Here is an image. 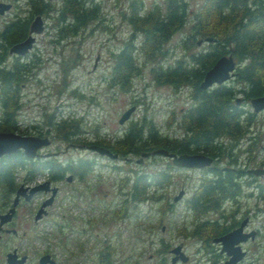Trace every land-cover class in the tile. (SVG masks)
<instances>
[{
    "label": "rangeland",
    "instance_id": "1",
    "mask_svg": "<svg viewBox=\"0 0 264 264\" xmlns=\"http://www.w3.org/2000/svg\"><path fill=\"white\" fill-rule=\"evenodd\" d=\"M129 1L82 0L95 4L97 17L73 30L65 27L67 16L64 19L57 17L63 0H41L45 4L41 11L31 14L30 19L39 15L44 27L37 34L36 55L30 57L37 62H30L29 70L23 76L25 79L20 84L21 103L16 114V132L37 134V130L44 133L47 129L53 137L42 151L56 152H50L52 155L47 157L61 161L94 158L95 163L81 180L54 183L58 185L57 201L50 207V215L44 217L41 223L35 225L32 222L34 208L41 199L40 193L33 194L25 204L15 206L12 222L8 225L15 227L17 233H1L0 264H4L5 251L12 247L28 254L25 264H36L37 257L49 246L57 252V264H98L101 253H106L109 264H166L170 249L175 245H180L186 260H177L174 264H208L211 260L214 264H221L223 253L219 252V243L211 240L219 234L210 229L209 221L202 223L207 218L217 220L223 227L233 220L246 219V225L255 228L258 233L243 243L246 254L236 264H264V193L260 194L256 185L264 181V173L247 172V168L264 167V110L252 111L248 100L243 99V108L253 112L246 132L235 141L223 138L225 158H218L217 163L214 160L211 162L210 166H216L228 161L243 169L241 174H244L241 176L244 180L240 186L241 194L238 198L223 201L217 211L195 214L184 202L201 177L206 175V167L175 166L169 158L159 154L144 156L140 162L135 161L137 153L112 159L84 148L83 144L97 140L112 143L130 120L139 121L142 116L150 119L160 132L178 134L177 121L192 101L189 85L174 88L157 82L150 67L157 65V61L165 65L190 50L207 46L206 41L192 42L193 38H200L198 35L192 39L185 38L190 21L204 0H183L186 4V23L169 35L163 43L165 51L156 57L157 60L142 62V53H136L141 69L131 77L128 88L121 89L117 84L110 83L109 78L115 53L131 33L136 41L140 37L127 18ZM141 1L142 7L149 8L154 3L163 7V0ZM0 2L11 3L7 13L0 14V24L14 13L19 16L29 14L28 0ZM262 2L264 4V0ZM4 59L2 65H7L12 58L7 53ZM130 106L133 109L128 119L118 123L121 112ZM43 112L52 113L54 121L72 115L84 130L71 136L72 140H63L56 130L45 125ZM167 168L170 174L167 183L149 187L146 195L136 199L128 197L127 188L129 184L131 187L136 172ZM22 175L23 171L17 173L18 183H27L21 180ZM44 177L45 173L36 174L31 182ZM180 189H183L182 196L172 200ZM89 192L94 195L93 205L88 199ZM63 213L73 217L68 248L95 243L93 249L75 252L74 256L67 255L59 240L62 229L58 222L62 221ZM39 236H43L44 241ZM204 238L206 246H203ZM78 259L82 261L76 262Z\"/></svg>",
    "mask_w": 264,
    "mask_h": 264
},
{
    "label": "trees",
    "instance_id": "2",
    "mask_svg": "<svg viewBox=\"0 0 264 264\" xmlns=\"http://www.w3.org/2000/svg\"><path fill=\"white\" fill-rule=\"evenodd\" d=\"M141 2L130 0L127 16L132 29L139 32V40L136 41L131 33L116 51L109 70L110 83L117 84L121 89H127L131 77L141 69V64L136 61V53H142V62L157 60L156 57L163 55L165 51L163 43L169 35L186 23V4L183 0H163L161 8L156 3L149 8L142 7ZM28 3V17L18 16L0 28L1 41L10 44L23 38L31 14L40 12L45 5L41 0H28ZM58 10V18L68 17L65 21L68 30L97 17L95 4H87L82 0H63ZM196 35L200 39L205 36L215 39L212 42L206 41V47L190 50L165 65L157 61V65L150 67L157 82L174 88L181 85L191 87L189 94L192 101L181 112L177 121L180 132L175 135L162 133L150 119L142 116L139 121L130 120L122 134L112 143H102L100 140L93 143H100L99 145L118 155L140 154L154 148H165L176 153L202 152L211 156L216 163L218 158H225L223 138L237 140L246 132L253 114L242 105L251 97L264 94V4L262 0H204L194 13L185 38L192 39ZM196 40L193 38L192 42L195 44ZM222 54H230L235 60L234 77L205 89L200 88L198 84L204 71ZM6 55L7 46H4L0 52V60ZM31 62L37 61L33 59ZM30 65L19 62L16 57L7 67L0 68V131H16V114L21 103L19 88ZM237 94L243 95L245 101L236 104ZM42 116L45 125L56 130L63 140H72L71 136L84 130L72 115L67 118L59 117L57 121L52 120V113L43 112ZM50 136L53 137L52 134ZM92 165V160L88 158L65 161L53 157L27 158L20 149L2 154L0 210L10 202L18 183L16 177L19 171H23L21 180L24 182H30L39 173H45L46 178L53 182L61 179L66 172L81 176ZM167 171L168 168L136 172L131 180V197L136 199L144 196L149 187L167 183L170 175ZM206 171V175L201 177L184 200L185 205L195 214L217 211L223 201L238 198L241 194V184L232 180L234 172L220 171L215 166L206 167ZM256 185L258 192L264 193V181ZM206 221H209L210 229L215 234L226 229L215 219L207 218L202 223ZM58 226L60 227L59 224ZM197 226L194 227V232ZM207 234L209 236L211 232ZM39 237L44 241L43 236ZM202 241L203 246H206V238ZM98 264H109L106 253L99 254ZM208 264H214V260Z\"/></svg>",
    "mask_w": 264,
    "mask_h": 264
},
{
    "label": "water",
    "instance_id": "3",
    "mask_svg": "<svg viewBox=\"0 0 264 264\" xmlns=\"http://www.w3.org/2000/svg\"><path fill=\"white\" fill-rule=\"evenodd\" d=\"M10 7V3L8 2H0V14L3 13L4 10ZM42 31V21L39 15L33 16L30 20L28 27V35L22 39L21 41L15 42L11 44L8 48L9 53L15 54H23L25 53L29 47L31 46V42L33 40V36L30 34L31 32L40 33ZM215 38L211 36H205L203 39H197L196 44L201 41L212 42ZM235 61L230 54H222L215 58L213 63L204 71L201 80L199 81V87L205 89L213 84H220L232 77L234 74ZM240 97H235V103H239ZM249 104L252 111L264 110V94L251 97L249 99ZM133 106L126 108L121 112L119 117L117 118L118 123H123L126 119H128L130 112L132 111ZM50 143V139L48 136H39L35 134H21L16 131H0V156L2 154L11 153L17 149H20L23 155L27 158H34L37 155L47 156L51 153L56 154V152H46L40 154L37 152V149L48 145ZM87 149H90L100 155H105L109 158H116L118 154L116 152H112L109 148L96 144L90 143L85 144ZM150 154H159L170 159L171 164L180 167H194L200 168L205 166H210L212 162V157L206 155L202 152H172L168 151L165 148H154L150 151H142L139 156L136 158V162H140L142 158L146 155ZM247 172L260 174L264 173V167L257 168H247ZM71 178V174L66 175V179L69 180ZM57 190L56 185H50L49 179H44L41 182H37L31 185L24 184L20 182L14 189L13 196L11 198V203L7 207V209L3 212H0V232L1 231H11L16 232L14 228L5 229L3 228V224L9 221L15 211V205L17 204L19 197H22L23 200H29L33 194L37 191H50L49 196L42 199L39 206L35 210L33 214V219L41 217L45 214V206L48 205L54 193ZM182 195V189L178 190V192L172 197V200H177ZM243 221L235 228L230 231L214 236L211 238L213 242L219 243V252L224 253L227 257L221 262V264H233L239 261L244 255L245 250L241 248L240 242L247 239V237L253 236V232H243L242 231ZM172 256L166 264H174L175 261L186 260V255L180 248V245H175L170 249ZM27 259V254L23 253L18 255L15 248H12L5 252L4 254V262L5 264H24ZM37 264H54L53 259L47 253H42L37 258Z\"/></svg>",
    "mask_w": 264,
    "mask_h": 264
},
{
    "label": "flooded vegetation",
    "instance_id": "4",
    "mask_svg": "<svg viewBox=\"0 0 264 264\" xmlns=\"http://www.w3.org/2000/svg\"><path fill=\"white\" fill-rule=\"evenodd\" d=\"M9 3V2H8ZM11 4V3H10ZM9 9V8H8ZM8 9H6V10H4L3 11V13H7V11H8ZM3 13H1V14H3ZM19 16V14H17V13H14V15H12L11 17H9V18H6V19H3L2 20V22H1V24H0V28L1 27H3L4 26V24L5 23H8L10 20H14V19H16L17 17ZM25 17H28V15H26ZM30 20L31 19H29V21H28V27H29V23H30ZM42 21V20H41ZM43 27H44V24H43V22H42V29H43ZM32 36H33V40H32V42H31V46L29 47V49L25 52V53H23V54H15V53H9L8 52V48H9V46L11 45V44H13V43H15V42H18V41H21L22 39H24L27 35H28V29H27V32H26V34H25V36L23 37V38H21V39H19V40H17V41H14V42H12V43H10V44H7L5 41H1L0 40V52L2 51V47H4V46H7V53H8V56L10 55L11 56V60H13L14 58H18V61L19 62H22V63H24V64H28V63H30L31 61H32V59L30 58L31 56H35L36 55V50H37V47H36V38H37V34L38 33H35V32H31L30 33ZM5 61V59L4 58H2L1 60H0V68H4V67H7L8 66V64L7 65H2V62H4ZM244 99V96L243 95H241L240 96V101L239 102H242V100ZM248 102H249V100H248ZM46 132H44L43 133V131L41 132L40 130H37L36 131V133L37 134H35V135H39V136H48L49 137V139H50V134H48V130L46 129L45 130ZM51 140V139H50ZM49 145V144H48ZM47 146V145H46ZM83 146H84V148H86L85 147V144H83ZM43 147H40L38 150H37V152H39L40 154H42V153H46V152H54V151H42L43 149H42ZM92 151V150H91ZM150 151V150H149ZM52 154H50V156H51ZM47 157V156H43V155H37L36 157L38 158V157ZM139 156V155H138ZM146 156H148V155H146ZM36 157H34L33 159H36ZM118 157H119V155H118ZM118 157H116V158H118ZM123 158L124 159H126V158H128V157H126V156H123ZM168 158V157H167ZM170 160V159H169ZM92 162H93V164L95 163L94 162V158L92 159ZM93 166V165H92ZM91 166V168H93ZM215 167H217V168H219L220 169V171H232V172H234V174L235 175H232V180H233V182H235L236 184H241V182L242 181H244L243 180V177H241V176H244V174L242 175L241 173H242V171H243V169H239V168H237V166H235V165H233L232 163H229L228 161H226V163H224V164H222V165H216ZM185 168H187V167H185ZM89 171V170H88ZM71 174V178L69 179V180H67L66 179V175L67 174ZM248 174H250V172L248 173ZM84 176V174L83 175H81V176H78V175H73L71 172H66L65 174H63L62 175V177H61V179H59V180H57V181H61V180H64V181H66V182H73V181H75L76 179H80L81 180V178ZM44 179H48V178H46V177H44ZM251 179H253V181H254V177H251ZM57 181H50V185H55L54 183H56ZM255 183V182H254ZM253 183V184H254ZM57 186V190H56V192L54 193V195H53V197H52V200H51V202L48 204V205H46L45 206V214H43L41 217H39V218H37L36 220H34L33 219V215H32V222H33V224H35V225H37V224H39V223H41L43 220H44V217H47V215H50V212H51V209H50V207H52V205L57 201V195H58V185H56ZM129 186H130V184H129ZM128 186V191H127V194H128V197H130L131 196V187H129ZM92 187H93V185H92ZM92 187H91V190H92ZM178 192V191H177ZM13 193H14V191L12 192V195H11V198H12V196H13ZM37 193H40L41 194V199H40V201H39V203H38V205L34 208V212H35V210L37 209V207L39 206V204H40V202L42 201V199L43 198H45V197H47V196H49V194H50V191H38ZM182 194H183V189H182ZM67 195H69V194H67ZM175 195V194H174ZM173 195V196H174ZM88 196H90V198L88 197V199L89 200H91V204H92V200H93V198H94V195H93V192H89L88 193ZM182 196V195H181ZM26 201H28V200H23L22 199V197H19V200H18V202H17V204L15 205V206H17V205H19V204H25L26 203ZM9 204L5 207V209L3 210V211H5L6 209H7V207L10 205V203H11V199H10V202H8ZM93 205V204H92ZM16 210V209H15ZM3 211H0V212H3ZM15 212V211H14ZM34 212H33V214H34ZM14 214V213H13ZM67 215V213L66 214H61V217H62V221L61 222H58V224L60 225V228L62 229L61 230V238L59 239L60 240V242H62V248L67 252V255L68 256H74L75 255V252H81V251H83L84 249H87V250H90V249H93V245L95 244V243H92V244H90V245H85L84 247L83 246H81V244H78V246H77V248H75V249H73V248H68V240H69V235H70V231L72 230V223H71V218H73V217H71V216H66ZM12 217H13V215H12ZM12 217H11V219L9 220V221H7V222H5L2 226H3V228H5V229H11V228H14L15 230H16V228L15 227H12V226H9L8 224H11V222H12ZM243 221V225H242V231L243 232H246V231H249V232H253V236H250V237H247V239H245V240H243V241H241L239 244H240V246H241V248L242 249H244V247H243V243H245L246 241H248L249 239H253V237L258 233V230H256L255 228H252V227H248L247 225H246V219H243V218H241V219H238V220H233V221H231V222H228L224 227H226V229H225V231H223V232H221L220 234H224V233H226V232H228V231H230L231 229H233V228H235V227H237L241 222ZM56 224V223H55ZM220 226H221V224H220ZM222 226H223V224H222ZM2 232H5V233H7V234H16L17 233V230H16V232H11V231H1L0 232V237H1V233ZM219 234V235H220ZM12 248H15V247H12ZM11 248V249H12ZM16 249V248H15ZM245 250V249H244ZM8 251V250H7ZM16 251H17V249H16ZM6 252V251H5ZM17 253H18V255H20V254H23V253H21V252H18L17 251ZM42 253H47V254H49V256L51 257V259H53V261H54V264H57V259H56V256H57V252L54 250V249H51L50 248V246L47 248V250H44V252H42ZM41 253V254H42ZM5 254V253H4ZM99 254V250H98V252H97V255ZM245 254H246V250H245ZM172 255H171V253L169 254V259H170V257H171ZM245 256V255H244ZM244 256L240 259V260H242L243 258H244ZM39 257V256H38ZM37 257V258H38ZM227 256L223 253L222 254V261L226 258ZM240 260H239V262H240ZM28 261V254H27V259L25 260V263ZM82 261V259H78V261H76V262H81ZM238 262V261H237ZM237 262H235V263H233V264H236ZM24 263V264H25ZM4 264H5V262H4ZM36 264H37V260H36Z\"/></svg>",
    "mask_w": 264,
    "mask_h": 264
}]
</instances>
